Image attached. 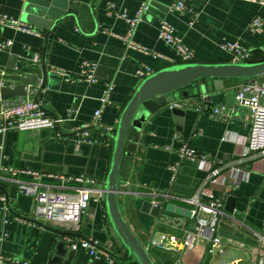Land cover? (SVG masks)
Listing matches in <instances>:
<instances>
[{
  "label": "crops",
  "instance_id": "obj_1",
  "mask_svg": "<svg viewBox=\"0 0 264 264\" xmlns=\"http://www.w3.org/2000/svg\"><path fill=\"white\" fill-rule=\"evenodd\" d=\"M65 1L76 7L72 15L56 22L47 46L46 29L34 33L12 27L0 28V41L11 40L9 47L0 49V72L10 74L17 66L15 74H37L38 82H41L40 63L44 54L48 76L37 100L49 117L64 120L60 123L64 133L85 125L93 126L87 130L92 142L78 145L70 138L57 137L55 130L50 133L46 130H9L0 134L2 165L45 172L50 170L48 165L54 164L65 168L64 172H59L66 175L84 173L104 182L110 164L112 139L101 129L114 133L121 109L141 80L136 71L143 65L155 71L181 61L176 51L158 36L161 19L173 25L175 34L192 51L193 61L231 62L229 54L220 47L223 41H238L252 50L264 48V4L260 0H182L192 12L172 10L170 7L175 0ZM148 1L166 9L150 5L144 10L132 39L158 56L127 49L121 37L127 33L128 23L108 13L107 6L112 3L115 11L124 9L132 17L141 3ZM23 3L24 0H0V13L20 18ZM255 15L263 17L259 32L248 28ZM34 54L39 56V61H32ZM83 60L97 63L96 82L68 81L52 71L61 69L78 74ZM258 78L264 80V74ZM106 82L113 83L109 102L102 107L97 124L91 125ZM236 87L202 93L200 100L195 95L180 96L174 103L163 107L153 103L147 105L151 114L140 130L129 176L120 186L118 202L124 219L155 264H174L172 252L159 251L148 245L150 238L160 233L174 234L178 238V246L182 249L176 251L177 264H225L238 259L240 264H252L258 236L264 233V171L257 154L239 155L247 142L250 114L243 107L218 118L212 114L213 107L233 104ZM260 103L264 105V95L260 97ZM69 109L75 111L69 113ZM183 143L208 159L222 161L219 166L223 181L218 189L213 190L214 197L223 201L217 226L222 253L205 254L207 240L195 233L185 242L186 232L193 230V219L164 210L167 203L183 209L192 208L188 197L208 184L204 182L205 173L198 161L187 159L181 162L171 182L170 167L178 161V149ZM232 165L244 171V175L237 173L231 177L228 167ZM41 181L50 180L43 178ZM0 193L7 196L6 203L15 213L9 212L0 200L3 209L2 215L0 212V234H4L0 240V255L4 258L29 264H87L89 261L110 264L106 253L101 250L96 258L79 246L69 254L73 250L71 242L92 237L101 241L107 250L126 256V250L109 224L101 198H91L77 231L60 235L32 221L33 198L20 193L13 182L0 179ZM228 195L235 196L232 212L224 208ZM145 200L162 206V213L156 217L142 210ZM59 240L66 242V254L58 248ZM117 264L125 263L118 259ZM128 264L135 263L131 260Z\"/></svg>",
  "mask_w": 264,
  "mask_h": 264
},
{
  "label": "built area",
  "instance_id": "obj_2",
  "mask_svg": "<svg viewBox=\"0 0 264 264\" xmlns=\"http://www.w3.org/2000/svg\"><path fill=\"white\" fill-rule=\"evenodd\" d=\"M264 4V0H260ZM147 2L141 3L134 16H128L123 10L115 11L113 4H108V13L114 14L117 18H121L128 23L129 29L127 33L121 37V40L127 49L137 50L143 53H149L153 56L159 54L149 51L141 44L132 39V35L137 24L142 19L144 10L147 9ZM177 12H192L182 0H175L171 7ZM191 24V22H190ZM263 17L255 15L248 24V28L252 32H259L262 29ZM12 27L25 32L38 33L31 25L21 21L20 18L9 16L6 13H0V28ZM158 36L166 44L171 46L180 57L181 62L193 61V53L189 50L182 39L175 34V29L171 23L165 19H161L158 27ZM11 40L0 41V49L9 47ZM220 47L226 51L231 62L254 61L262 57L264 48L252 50L238 41H223ZM33 62L39 61V56L34 54ZM97 63L91 60H83L80 64V72L78 74H69L61 69H52L65 80H81L87 83L96 82L95 71ZM18 67L14 68L12 73H16ZM154 70L146 65L141 66L136 74L140 79L152 73ZM4 73V72H3ZM39 85L27 84L25 86L26 94L20 101L11 105H0V134H4L9 130L39 131L43 128H51L55 130L60 125L61 118L49 117L37 100ZM113 83L106 82L102 95L100 96V106L93 112L91 125H96L101 117L102 107L109 102V93L112 90ZM264 95V80H260L258 76L243 79L239 82L234 92V101L229 107L219 105L212 108V114L215 118L222 117L228 111L233 112L239 107L246 108L250 114V127L247 136L246 145H244L239 155L247 156L250 153L257 154L260 157V164L264 171V105L260 103V97ZM36 96V98H35ZM205 100V97H202ZM69 113L74 112L73 109L68 110ZM88 125L77 129L85 128ZM57 137L58 131H55ZM87 130L82 131L76 138V143H91ZM1 149V146H0ZM178 161L170 167L172 171L171 182L175 179L177 170L183 160H197L199 166L205 173V187L199 189L188 197V202L193 206L190 208V218L193 219V230L187 231L185 242L192 234H197L207 240V248L205 254H214L215 252H223L221 239L218 233V220L222 215L221 207L222 198H216L213 190L218 189L222 183V174L220 173L221 160L208 159L204 154L196 152L189 147L187 143H183L178 149ZM237 173L244 175L237 166H229L228 174L235 177ZM7 179L13 182L17 190L27 196H31L34 201L32 211V221L40 222L44 225L51 226L56 229L67 231H77L81 223L83 213L89 206L91 198L100 199L103 191V184L93 176L79 173L74 175H66L59 171L39 172L29 167L5 166L0 163V179ZM43 178L49 179V182L41 181ZM203 197L204 200H202ZM7 196L0 193V200L6 203ZM153 204H157L152 201ZM19 219V218H18ZM21 219V218H20ZM6 221V220H5ZM264 231V220L262 222ZM4 235V234H3ZM0 234V240L3 237ZM259 243L255 249V257L252 264H264V233L258 236ZM178 238L174 234L160 233L157 237H151L149 246L159 251L172 252L173 263H178L176 251L182 249L178 246ZM94 244L97 241L92 238L80 239L79 242H71L70 247L76 249L77 246L84 249L89 256L98 257V250ZM147 249V248H146ZM148 251V250H147ZM106 257L110 264H117V260L106 253ZM0 264H29L27 261L19 259H7L0 255ZM87 264H92L89 261ZM225 264H240L238 260H232Z\"/></svg>",
  "mask_w": 264,
  "mask_h": 264
},
{
  "label": "water",
  "instance_id": "obj_3",
  "mask_svg": "<svg viewBox=\"0 0 264 264\" xmlns=\"http://www.w3.org/2000/svg\"><path fill=\"white\" fill-rule=\"evenodd\" d=\"M150 5L166 9L154 1H148L147 9ZM75 7L68 4L65 0H24L20 20L31 25L35 30L43 31L46 29L44 37L46 41L45 46H47V42L55 30L56 22L64 16L72 15L73 8ZM40 69L42 74L41 82H38L39 78L37 74L25 76L0 72V105H11L20 101L26 94L25 86L27 84L39 83V93L45 87L48 76L44 63V54L42 55ZM262 74H264V59L245 62L190 61L165 65L140 80L121 109L114 133L101 129L102 132L108 134L112 139L110 164L104 179L101 199L105 205L109 224L126 250V256H119L107 250L99 240L97 244H94L97 249L107 253L116 260L123 261L125 264H128L131 260L136 264H155L146 247L124 219L118 202V195L121 191L120 186L129 176V170L133 162V152L140 136V130L151 114L147 105L153 103L157 107H163L174 103L180 96L187 98L195 95V98L200 100L202 93L232 88L237 86L243 79ZM41 109L44 110L42 106ZM92 127L87 126L64 133L60 125H57L55 131H58L61 138L65 140L70 138L71 142L79 145L81 143H76L78 134ZM41 130H46L50 133L53 129L43 128ZM47 168L54 171H65V168L62 166L54 164L48 165ZM127 189H130V186H127ZM234 202L235 196L228 195L225 201V210L232 212ZM5 207H7L9 212L15 214L10 209L8 203H5ZM162 208L158 204H153L151 200H145L142 203V210L156 217L162 213ZM164 210L179 215L190 216L189 209H183L172 203H167L164 206ZM0 212L2 215V208H0ZM37 223L60 235L72 234L66 230L56 229L40 222ZM57 244L62 253L65 252L66 254V242L59 240ZM72 252H74V249L69 251V254Z\"/></svg>",
  "mask_w": 264,
  "mask_h": 264
},
{
  "label": "trees",
  "instance_id": "obj_4",
  "mask_svg": "<svg viewBox=\"0 0 264 264\" xmlns=\"http://www.w3.org/2000/svg\"><path fill=\"white\" fill-rule=\"evenodd\" d=\"M262 59H264V57H260L259 59H257V60H262ZM254 61H256V60H254ZM179 62H181V61H179ZM177 63V62H176ZM135 263V262H134ZM136 264V263H135Z\"/></svg>",
  "mask_w": 264,
  "mask_h": 264
}]
</instances>
